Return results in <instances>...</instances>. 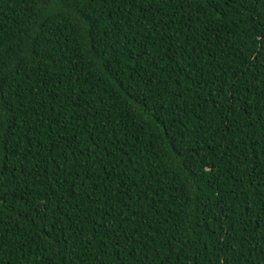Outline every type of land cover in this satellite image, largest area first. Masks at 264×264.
<instances>
[{
	"label": "trees",
	"instance_id": "16d2710c",
	"mask_svg": "<svg viewBox=\"0 0 264 264\" xmlns=\"http://www.w3.org/2000/svg\"><path fill=\"white\" fill-rule=\"evenodd\" d=\"M0 264H264V0H0Z\"/></svg>",
	"mask_w": 264,
	"mask_h": 264
}]
</instances>
